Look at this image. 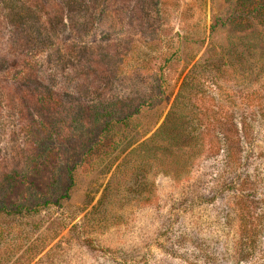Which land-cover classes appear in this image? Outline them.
<instances>
[{
  "label": "rangeland",
  "instance_id": "374dc122",
  "mask_svg": "<svg viewBox=\"0 0 264 264\" xmlns=\"http://www.w3.org/2000/svg\"><path fill=\"white\" fill-rule=\"evenodd\" d=\"M24 1L37 32L0 5V264H264V40L211 36L222 0ZM184 81L240 151L131 156Z\"/></svg>",
  "mask_w": 264,
  "mask_h": 264
},
{
  "label": "trees",
  "instance_id": "16d2710c",
  "mask_svg": "<svg viewBox=\"0 0 264 264\" xmlns=\"http://www.w3.org/2000/svg\"><path fill=\"white\" fill-rule=\"evenodd\" d=\"M222 1L229 11L222 20L214 21L211 25V36L215 35V32L226 31L225 38L229 41L225 49H229L231 45L234 52H236L235 46L242 49L258 46L264 40V0ZM0 5L4 10V18L12 26L17 27L32 22L31 25L34 27L32 30L37 32L38 18L24 0H0ZM231 8L236 11H230ZM195 92L196 90L184 81L163 122L149 138L138 143L131 150L130 155L144 159V162L155 158L162 164L170 156L187 159V155L192 151L204 149L207 136H210L211 140L215 139L218 147L224 146L229 158L236 155L240 151L242 135H238L236 123H225L228 107L226 109L223 105H218L216 109H211L200 105L197 111L195 106H192L193 114L197 116L192 122L185 118L186 100L197 99L196 95L193 96ZM206 96V93L201 91L199 97L204 99ZM210 115L214 117L210 118ZM219 134L224 136L220 137ZM135 171L139 172L137 169Z\"/></svg>",
  "mask_w": 264,
  "mask_h": 264
}]
</instances>
